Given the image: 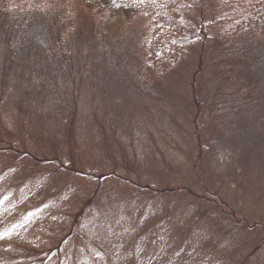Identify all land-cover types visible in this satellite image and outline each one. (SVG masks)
<instances>
[{
	"label": "rangeland",
	"instance_id": "1",
	"mask_svg": "<svg viewBox=\"0 0 264 264\" xmlns=\"http://www.w3.org/2000/svg\"><path fill=\"white\" fill-rule=\"evenodd\" d=\"M95 5L0 0V145L49 170L0 158V264H264V29L192 0L166 74L143 18Z\"/></svg>",
	"mask_w": 264,
	"mask_h": 264
},
{
	"label": "trees",
	"instance_id": "2",
	"mask_svg": "<svg viewBox=\"0 0 264 264\" xmlns=\"http://www.w3.org/2000/svg\"><path fill=\"white\" fill-rule=\"evenodd\" d=\"M199 2V0H194ZM203 2V0H200ZM221 6L224 11H227V16L223 19V23L227 25L224 30L228 36H234L240 32L252 36L254 32H260L264 29V0H214ZM98 10L102 13L114 16L116 13L122 14L124 17H133L136 20L143 18L145 20V40L144 53L148 56V50H154L152 62L155 60L163 61L166 67V74L174 71L173 65L176 64L180 52L185 48H190L194 40L196 41L204 32V27L201 24L199 27L200 33L195 27L191 25L186 26L183 22L181 10L188 11L192 4V0H96ZM190 5H189V4ZM194 8V7H193ZM192 13V12H190ZM187 14V13H186ZM190 16V15H188ZM216 21L213 22V24ZM183 35V36H181ZM146 51L148 53H146ZM151 63V64H155ZM7 143L0 145V158L3 159V164H7L3 171L7 172L12 167V161L15 163L22 161L28 162L33 168L28 173L40 176L46 174L49 170H39L38 167L45 164L43 157L33 156L24 147L19 148L13 142L11 135H6ZM10 139V141H8ZM52 155L55 160H48L47 162H54L52 166V174L66 175L71 170V165L63 166L64 159L60 157L65 153L61 150V156H58L57 149L53 148ZM59 158V159H58ZM59 163V164H58ZM61 163V164H60ZM20 164V162H19ZM58 164V165H57ZM14 165V164H13ZM69 166V167H68ZM38 168V169H37ZM50 170V171H51ZM3 172V173H4ZM138 191L140 189L138 188ZM73 227V225H72ZM260 242L264 246V233H260ZM259 239V237H258Z\"/></svg>",
	"mask_w": 264,
	"mask_h": 264
}]
</instances>
